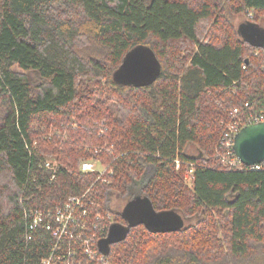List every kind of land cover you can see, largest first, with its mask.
<instances>
[{
    "label": "trees",
    "instance_id": "1",
    "mask_svg": "<svg viewBox=\"0 0 264 264\" xmlns=\"http://www.w3.org/2000/svg\"><path fill=\"white\" fill-rule=\"evenodd\" d=\"M226 10L264 20V0H0V264H41L69 246L30 229L31 213L54 228L47 212L81 198L75 216L100 240L107 215L123 224L136 196L191 220L172 233L134 227L100 262L75 247L78 264H264V162L234 171L216 156L230 111L264 118V46L224 29ZM205 24L217 34L201 37ZM139 46L160 76L116 83ZM89 160L107 169L81 172Z\"/></svg>",
    "mask_w": 264,
    "mask_h": 264
},
{
    "label": "water",
    "instance_id": "2",
    "mask_svg": "<svg viewBox=\"0 0 264 264\" xmlns=\"http://www.w3.org/2000/svg\"><path fill=\"white\" fill-rule=\"evenodd\" d=\"M238 35L255 46H264V28L249 22L237 29ZM161 68L154 52L144 46L133 48L124 57L114 73L116 83L136 88L152 85L160 76ZM233 151L237 159L247 167L259 166L264 162V122L243 127L234 138ZM204 213V212H203ZM124 223L109 226L106 237L99 240L98 251L108 255L112 244L123 241L130 230L144 226L153 233H172L184 227V220L177 212H157L148 197L130 199L121 212Z\"/></svg>",
    "mask_w": 264,
    "mask_h": 264
},
{
    "label": "built area",
    "instance_id": "3",
    "mask_svg": "<svg viewBox=\"0 0 264 264\" xmlns=\"http://www.w3.org/2000/svg\"><path fill=\"white\" fill-rule=\"evenodd\" d=\"M248 16L251 19L252 18V13L248 12ZM260 122H264L263 116H255L253 114H248V115H241L240 109H233L232 111L229 112L228 114V119L226 122H222L223 126V131L221 133V136L219 138L218 146H217V157L220 158V162L223 168L228 169V170H234V171H244V170H257L261 168V165L259 166H254V167H247L243 165L235 156L234 151H233V145H234V138L235 135L245 126L249 125H254ZM44 167L51 171L53 176L51 179L54 178V175L57 170V166L53 162H46L44 164ZM176 168H179V163L176 161ZM81 172L83 173H91V172H99L100 175L103 174V171L101 173L100 170L96 168L94 163L92 162H83L80 167ZM193 170L192 168L189 169L187 175L185 178H190ZM81 198H75L72 197L68 199L66 204L62 207L57 209L53 216L52 212H47V216L52 217L55 220V227L52 228L47 222V219L44 217L43 212L41 211H35L31 213V218H32V225L30 229H35L38 227H42L46 230H50L51 234L54 238H58L61 234L69 235L73 229L75 232L73 234H76L79 229L82 230L85 229L84 231H81V241H77V239H73L72 236L70 237L71 240L74 242H79L81 243V249L83 250L84 255H86L89 259L90 262H100L103 260V256L99 254L97 244L99 242V239L97 237H93L89 242H88V237H86V224L85 222H79L80 217L75 216V209L79 207L82 209V204H81ZM81 219L85 220L86 216V211L81 210ZM45 218V219H44ZM97 220L99 219L104 223V219L96 216L95 217ZM106 226H103L101 228L100 232L102 235L103 232H108L109 225L112 222V218L110 215H107V219L105 220ZM76 223V225H74ZM97 233L98 230L95 228ZM103 231V232H102ZM89 233V232H88ZM61 236V238H62ZM97 236V235H95ZM106 237V236H105ZM60 238V239H61ZM60 239H56V246H58L57 250L61 249L60 246ZM86 242V243H85ZM59 244V245H58ZM72 252V253H71ZM77 255V252L75 250H72L70 252H66V255L57 253V252H52L51 255L47 258L41 261V264H78L75 257ZM74 256V257H73ZM71 262V263H70Z\"/></svg>",
    "mask_w": 264,
    "mask_h": 264
},
{
    "label": "rangeland",
    "instance_id": "4",
    "mask_svg": "<svg viewBox=\"0 0 264 264\" xmlns=\"http://www.w3.org/2000/svg\"><path fill=\"white\" fill-rule=\"evenodd\" d=\"M252 13V12H251ZM252 15H253V13H252ZM253 18V17H252ZM252 18L250 19L249 18V16H248V11L246 12H243V13H241V14H236V13H234V12H232V11H229V10H226L225 11V22L226 23H224V29H228V27L227 26H231L235 31L239 28V27H241L242 26V22H244V21H248V20H252ZM260 22V27H262V28H264V20H261V21H259ZM208 24V23H207ZM207 24H205V26L204 27H201V29H200V31H201V37L203 36V34H205L206 32L207 33H209V32H213L214 31V33L215 34H217V32H216V30H215V28H214V30L213 29H211L210 28V26H208ZM227 24V25H226ZM176 46H179V47H181V46H185L184 44H180V43H176ZM188 48V47H187ZM190 154L191 155H197V153H196V150H194V149H190ZM90 162H92V163H94V165L96 166V168L98 169V170H100L101 171V173L104 171V170H106L107 169V165H104L103 163H100L99 161H96V160H89ZM53 163H56V162H53ZM104 173V172H103ZM151 174H152V168H149L148 170H147V174H146V176L144 177V181H143V183H141V186L139 187L138 185H135V187L134 188H132V191H134V190H137V188L139 187V189H141V187L142 186H144V183H146L147 181H148V178H150V176H151ZM132 187V186H131ZM134 189V190H133ZM140 191V190H139ZM134 198V197H133ZM132 199V198H131ZM115 200H116V197H112L111 198V201L112 202H108L109 203V205L108 206H110L111 207V205L115 202ZM121 206H122V204H121ZM124 206V205H123ZM122 206V207H123ZM112 208V207H111ZM74 225H76V223L74 224ZM75 230H77V229H73V231H71L70 232V234L69 235H66V234H63V236H62V234L58 237V238H56L57 240L58 239H60L61 238V236H62V238L60 239V243L62 242V243H64V242H66V243H68V247L67 246H63L66 250H64V252H70V251H72L73 249H75V247H78V249L79 248H81V243H79L80 241H81V234H80V232L81 231H84L85 229H83L82 228V230L81 229H79V231L76 233V234H73V232H75ZM89 231H87V233H88ZM90 232H93V235L91 236V238H90V236L88 237V242L95 236V235H97V231H96V229L95 228H93V230L92 231H90ZM72 236V238L73 239H77V241H79V242H74L73 240H71V237ZM86 243V242H85ZM64 252H61L60 254H65ZM72 253V252H71ZM74 257V256H73ZM71 263V262H70Z\"/></svg>",
    "mask_w": 264,
    "mask_h": 264
},
{
    "label": "flooded vegetation",
    "instance_id": "5",
    "mask_svg": "<svg viewBox=\"0 0 264 264\" xmlns=\"http://www.w3.org/2000/svg\"><path fill=\"white\" fill-rule=\"evenodd\" d=\"M129 200H130V199H129ZM129 200L126 201V203L124 204V206L127 204V202H128ZM111 202H112V201H111ZM119 203H120V201H115V202L112 204V207H113V208L117 207V206L119 205ZM122 206H123V205H122ZM122 206H121V209H120V212H119L120 215H121V212H122V210H123V208H124V206H123V207H122ZM187 222H188V221L185 219V220H184V226L187 224Z\"/></svg>",
    "mask_w": 264,
    "mask_h": 264
},
{
    "label": "crops",
    "instance_id": "6",
    "mask_svg": "<svg viewBox=\"0 0 264 264\" xmlns=\"http://www.w3.org/2000/svg\"><path fill=\"white\" fill-rule=\"evenodd\" d=\"M246 22H248V21H244V22H242V24H243V23H246ZM261 28H262V27H261Z\"/></svg>",
    "mask_w": 264,
    "mask_h": 264
}]
</instances>
